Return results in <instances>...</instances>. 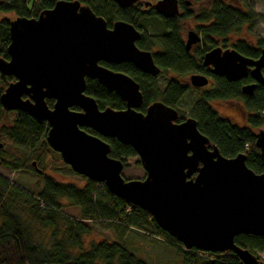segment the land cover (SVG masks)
Returning <instances> with one entry per match:
<instances>
[{"label": "water", "instance_id": "obj_1", "mask_svg": "<svg viewBox=\"0 0 264 264\" xmlns=\"http://www.w3.org/2000/svg\"><path fill=\"white\" fill-rule=\"evenodd\" d=\"M111 1L128 7L136 0ZM156 9L172 16L176 0H162ZM9 26L8 60L0 58V75L13 82L0 96L4 110L45 122L46 143L64 164L146 211L184 249L229 251L242 264H264L234 242L242 234L264 238V172L248 168L243 153L224 157L195 119L175 124L178 114L171 106L155 101L144 113L138 111L143 104L139 84L100 64L129 63L143 73L159 74L151 54L137 49L140 33L132 25L118 22L110 30L89 6L58 0L37 18H16ZM197 41L190 32L186 48ZM203 65L212 66L213 74L228 81L244 77L252 66V77L264 87V49L255 61L234 50L213 49L204 55ZM87 79L117 94L125 108L100 110L85 94ZM190 83L204 87L208 80L196 74ZM255 87L246 85L242 91L252 95ZM46 100H53L51 108ZM103 138L132 148L145 177L124 179L123 162L109 156L110 145ZM254 146L264 160V130L254 135Z\"/></svg>", "mask_w": 264, "mask_h": 264}, {"label": "trees", "instance_id": "obj_2", "mask_svg": "<svg viewBox=\"0 0 264 264\" xmlns=\"http://www.w3.org/2000/svg\"><path fill=\"white\" fill-rule=\"evenodd\" d=\"M56 1L58 0H0V13H14L16 18H37L41 11L52 8ZM78 1L89 6L97 16L107 18L106 11L98 7L100 4L104 5L107 0ZM214 9L212 12L214 18L223 23H228L235 17L238 18L232 24L233 32L239 31L244 23L242 20L248 22V29L254 26L252 15L247 12L232 7L233 17L230 18L223 14L216 4ZM10 21L0 20V58L4 60H8ZM172 40H176L175 33L172 34ZM157 43V39L147 40L143 36L142 40L136 44L140 48L150 49ZM163 43L165 44L164 41ZM237 49L240 51L239 46ZM176 53L171 52L165 57H154L155 61L158 58L164 71L167 65L173 66L177 69L176 74L180 76L182 74L180 70L185 71L190 66L185 63L186 59L183 60ZM104 66L127 74L139 84L143 95V106L139 109L141 112L157 100L166 105L176 104L185 92V89L175 80H172L164 90H159L153 76L140 73L129 63ZM200 67L199 65L198 69H201ZM262 73L264 75V69ZM12 80V77L0 75V96ZM228 85L232 98L243 97L240 92V83L234 82ZM85 94L96 100L99 109L110 107L122 110L125 108V103L117 94L108 92L96 80H86ZM224 97V91H221L220 87L214 91L202 93L191 117L196 119L198 128L212 144L217 146L224 157L233 158L243 153L246 155V166L260 174L264 172V160L254 146V137L249 130L264 125V88H259L253 97L243 99L246 113H248L245 127L221 117L209 104L215 98ZM46 103L51 108L53 100H46ZM6 113L7 111L0 104V121ZM17 114L14 130L7 133L8 137L21 140L22 133L24 136L37 140L41 137L40 145L44 150L50 151L45 141L46 124L37 123L23 112H17ZM90 133L96 135L94 132ZM105 140L110 145L109 156L114 159L121 160V158L136 155L132 148L120 144L116 139ZM0 164L11 170L23 168L18 160L6 162L1 157ZM86 180L87 184L80 188L73 185H59L51 178H46L44 190L39 196L34 197L0 176V264H146L129 251L122 240L118 243L105 240L87 245L83 238L91 234L92 229L85 223L96 219L109 221V225L120 223L152 238L162 240L178 254L179 264H242L233 252L184 249L181 244L160 230L146 211L115 197L105 187L97 189L96 182ZM64 199L66 201L62 202ZM67 207L78 209L77 218H72L63 211ZM234 242L238 247L254 255L256 252H264L262 237L242 234L236 236Z\"/></svg>", "mask_w": 264, "mask_h": 264}, {"label": "rangeland", "instance_id": "obj_3", "mask_svg": "<svg viewBox=\"0 0 264 264\" xmlns=\"http://www.w3.org/2000/svg\"><path fill=\"white\" fill-rule=\"evenodd\" d=\"M211 2L212 0H200V10L208 8V4H212ZM225 3L233 6V8H238L251 14L253 18L252 23L254 26L248 29L247 33L239 32V34L237 33L239 36L234 35L232 42L236 39H249L253 41L258 40L264 44V2L262 0H224ZM2 19L15 20L16 15L14 13H0V20ZM197 24L193 20L184 22L183 29H185V33ZM142 26L150 34L156 36L163 34L161 27L154 22L142 23ZM207 30L205 33H207ZM207 37L209 36L203 35V45L209 42ZM191 74L192 70L177 76L176 80L179 81L180 78L182 82H185ZM164 79L168 80L167 76L161 75L156 79L159 90L165 88L167 80L165 81ZM205 91L206 89L198 91L190 90L173 107L179 110L184 115L183 117H187L191 115L192 110L199 103L200 95ZM212 105L213 109L221 117L230 120L236 125L246 126L248 113H245V106L239 100L229 102L217 101L214 104L212 103ZM17 118L18 114L16 111H7L4 118L0 121V143L3 144V147L0 149V157L6 162L18 160L19 164L23 165V168L11 170L0 164L1 177L34 197L39 196L42 190H44L46 178H51L59 185H73L81 188L87 184V180L84 177L77 175L69 166L63 163L58 153L54 152L49 146L50 151L42 148L40 145L41 137L37 140L30 136H24L22 133L21 140L17 138L10 139L7 133L12 129L14 130ZM44 124L46 123L44 122ZM46 126L48 130V125L46 124ZM260 130H264V125L259 128H251L249 132L254 137ZM121 161L124 163L122 171L124 179L142 180L145 177V171L137 155L121 158ZM65 201L66 199L62 200V202ZM63 211L72 218H77L78 216V209L76 207H67ZM109 223V221L100 219L85 223L91 227L92 231L91 234L84 236L83 241L89 245L92 242L98 241L107 240L118 243L122 240L127 249L146 264H179L178 254L162 240L152 238L120 223H111V225ZM256 255L260 260L264 261V252H256Z\"/></svg>", "mask_w": 264, "mask_h": 264}, {"label": "flooded vegetation", "instance_id": "obj_4", "mask_svg": "<svg viewBox=\"0 0 264 264\" xmlns=\"http://www.w3.org/2000/svg\"><path fill=\"white\" fill-rule=\"evenodd\" d=\"M161 1L162 0H136L132 5L128 7H120L113 1L107 0L106 3L104 2L105 3L104 5L102 4L98 5L100 9L106 11L107 13L106 15L107 18H104L102 16L100 17H102L106 21V25L108 29L111 30L115 23L124 22L129 25H132L140 33L139 39L135 42L137 49L140 51L149 52L152 56L154 65L160 70L157 76H153V75L142 72L143 74H146L148 76H153L155 78V82H156V79L160 77L161 75L167 76L168 80L164 79L165 81L167 80L165 84V88L169 86L172 80H175V82H177L178 85L182 86L185 89V92L181 97H183L186 94V92L190 90L198 91V90L206 89L205 92H209L212 90L213 91L216 90L217 87H220L221 91H224L225 97L215 98L211 100L209 104L212 107H213L212 103L214 104L217 101L229 102L233 100H239L244 105L243 99H245L246 97H253L255 92L258 91L259 88H264L263 86L259 85L255 81V79L252 77L251 75V71L253 69L252 66L248 67L247 73L244 77L236 81H228L226 77L224 76H218V75L213 74L212 66L203 65L204 55L213 49H220L221 52H225L228 50L229 51L234 50L242 57H245L246 59H250L254 61L260 57L261 51L264 49V44L259 42L258 40L253 41L249 39H236L234 42H232L234 35L239 36L238 35L239 32L247 33L248 22H245V20H242V22L244 23L241 25L239 31L233 32L232 24L234 23V21L238 20L237 17H235L232 21L228 23H223L221 20L215 19L212 14V12L215 10L214 7L216 4L223 14L232 18L233 12L231 10H233L232 9L233 6L228 5L227 3L224 4V0H212L211 2L212 4H208L209 7L201 11L200 6H199L200 0H176V13L168 17L162 13L160 14L156 9V5ZM234 9L241 10L238 8H234ZM192 20L197 22L198 24L195 27L188 29L185 33V29H183L184 22L192 21ZM148 22H154L158 26H160L163 34L156 36L154 34H150L149 31H146L143 28L142 23H148ZM206 30H207V33H205ZM222 30H224V32H219ZM190 32H193L196 34L198 41L196 43L191 44L188 49L186 48V43H187ZM174 33L176 34L175 41L172 40V34ZM203 35L209 36L207 37V39H209V42L205 45H203ZM143 36H145L147 40L155 38L158 40V43L154 44V46L150 47V49L140 48V46L137 45L136 43L142 40ZM162 40L165 42V44L163 43ZM167 42L169 43L167 44ZM237 46H239L240 51L237 49ZM170 51L174 53H176L177 51L176 55H179V57L182 58L183 60L186 59L185 63L190 66V68H188L187 70L188 71L192 70V74L190 76L196 75V74L203 75L204 77L207 78L208 84L204 87H195L190 83V76L188 77L187 80H185V82H182L180 78H179V81L176 80L178 76L176 74L177 69H175L173 66L167 65V68L164 71V69L162 68V66L160 65L158 61V58H157V61H155L154 56H157V57L169 56L171 53ZM100 64L101 65L103 64L102 66L116 65V64H106V63H100ZM122 64H127V63H122ZM122 64H119V65H122ZM199 65L201 66L200 67L201 69H198ZM263 69L264 67L261 69V74L264 77L262 73ZM188 71L180 70L182 74L187 73ZM114 72H117V71H114ZM234 82L240 83V92L243 94V97H239V98L231 97L230 86L228 84L234 83ZM252 84H256L253 94L252 95L244 94L242 91V88L246 85H252ZM181 97L178 99V102L180 101ZM173 105L175 104H171L168 106H171L178 114L177 119L174 121L175 124H181L189 118L194 119L193 117H191V115H188L187 117H183L184 115H182L179 110L175 109ZM74 110L78 111L79 109L76 108ZM84 130L89 133L93 132L85 128ZM105 139L106 138H103V140Z\"/></svg>", "mask_w": 264, "mask_h": 264}, {"label": "built area", "instance_id": "obj_5", "mask_svg": "<svg viewBox=\"0 0 264 264\" xmlns=\"http://www.w3.org/2000/svg\"><path fill=\"white\" fill-rule=\"evenodd\" d=\"M96 187H97V189H103V187H105V186L103 183H96Z\"/></svg>", "mask_w": 264, "mask_h": 264}]
</instances>
